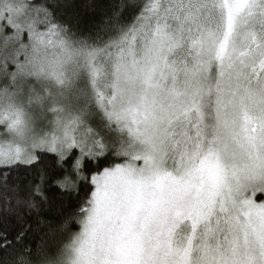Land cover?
Wrapping results in <instances>:
<instances>
[{"label":"snow or ice","instance_id":"1","mask_svg":"<svg viewBox=\"0 0 264 264\" xmlns=\"http://www.w3.org/2000/svg\"><path fill=\"white\" fill-rule=\"evenodd\" d=\"M0 264H264V0H0Z\"/></svg>","mask_w":264,"mask_h":264}]
</instances>
